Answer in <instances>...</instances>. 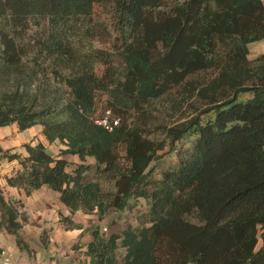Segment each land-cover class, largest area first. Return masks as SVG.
Masks as SVG:
<instances>
[{
  "label": "trees",
  "instance_id": "16d2710c",
  "mask_svg": "<svg viewBox=\"0 0 264 264\" xmlns=\"http://www.w3.org/2000/svg\"><path fill=\"white\" fill-rule=\"evenodd\" d=\"M260 39L264 0H0V126L40 124L64 145L0 146L20 163L8 183L47 185L99 220L146 200L119 231L90 226L85 264H264V52L249 58ZM26 219L0 185V232L28 246Z\"/></svg>",
  "mask_w": 264,
  "mask_h": 264
},
{
  "label": "crops",
  "instance_id": "0c3cea01",
  "mask_svg": "<svg viewBox=\"0 0 264 264\" xmlns=\"http://www.w3.org/2000/svg\"><path fill=\"white\" fill-rule=\"evenodd\" d=\"M37 141H42L53 155H61L63 143L59 140L49 142L40 124L25 129H20L16 123L0 126V146L4 150L27 154L25 143ZM67 158L80 161L77 155H68ZM19 165L17 160H9L0 152V185L7 197L23 200L27 217L21 234L28 246L19 245L15 234L6 230L0 232V252H11L15 263L85 264L84 251L86 243L91 239L89 228L93 223H100L103 229L107 227V232H112L119 231L128 222H133L128 215L133 212L128 208V213L126 209L110 210L103 220H99L96 213H85L81 210L71 213L60 200L59 193L47 185L26 194L23 188L12 186L7 181V177L15 173ZM62 215L71 216L78 225L67 228L66 222L61 220ZM124 215L128 216L123 219ZM82 232L80 245H74Z\"/></svg>",
  "mask_w": 264,
  "mask_h": 264
},
{
  "label": "rangeland",
  "instance_id": "374dc122",
  "mask_svg": "<svg viewBox=\"0 0 264 264\" xmlns=\"http://www.w3.org/2000/svg\"><path fill=\"white\" fill-rule=\"evenodd\" d=\"M95 13H96L95 14L96 15V18H99L101 20H108L109 15L104 11V8L101 5H97ZM103 45H107L106 42L103 43ZM262 52H264V39H260V40H257V41H254V42H251L250 43V53H249V58L250 59L255 58L257 55H259ZM248 96H249L248 93L241 94L240 95V98L241 99H246ZM185 114L187 116H189L190 114L192 115V112H188L187 110H185ZM97 115L99 117L104 115L105 117H109V118H111V117L114 116L113 118L116 117V118H119L120 119L119 116H116L113 113L111 114L109 111L106 112L102 108H98ZM209 116L210 115H206V117H209ZM157 136H161V134L160 133H157ZM190 144H191L190 140L188 138H186L184 140V142L177 144V148L170 150L167 147L165 150L161 151V156L159 158H157V161H154L152 163V167L154 168V174L157 175V176H159L161 170L164 167L176 163L178 161L177 150L178 149H181V148H185V147L189 146ZM121 160H122V163H124V164L126 163V159H125L124 156L121 157ZM71 166L74 167L73 164ZM141 201L143 202L141 204V206L135 207V209L133 211L132 210L130 211V212H133L132 214H129L127 212V209H126V212L128 213L129 216H131L130 218H132V220L134 222H135L136 219L138 220L137 213L138 212L145 211L146 208H147V205L144 204V203H146V200L143 198V199H141ZM117 215H118V213H117ZM128 215H124L122 218L124 219ZM65 224H66L67 228L70 226V224L67 223V222ZM76 224H78V223H76ZM105 231H108V230H105ZM81 237H82V235L75 241L74 245H78V246L80 245Z\"/></svg>",
  "mask_w": 264,
  "mask_h": 264
},
{
  "label": "built area",
  "instance_id": "2783aa9c",
  "mask_svg": "<svg viewBox=\"0 0 264 264\" xmlns=\"http://www.w3.org/2000/svg\"><path fill=\"white\" fill-rule=\"evenodd\" d=\"M100 122L104 123L109 129H112L113 125L110 124L106 119L100 120ZM118 123V118L114 120V124ZM106 230L107 227H104ZM0 264H22V263H15L13 261V255L9 251H2L0 252Z\"/></svg>",
  "mask_w": 264,
  "mask_h": 264
}]
</instances>
